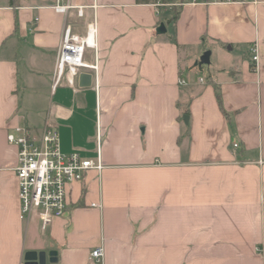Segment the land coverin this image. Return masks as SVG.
I'll list each match as a JSON object with an SVG mask.
<instances>
[{
	"label": "crops",
	"instance_id": "0c3cea01",
	"mask_svg": "<svg viewBox=\"0 0 264 264\" xmlns=\"http://www.w3.org/2000/svg\"><path fill=\"white\" fill-rule=\"evenodd\" d=\"M69 1L81 16L0 0V264H91L99 246L96 264H264V0ZM66 25L96 26L88 86L53 87ZM207 50L228 74L197 75ZM45 123L101 169L67 185L42 229L20 218L6 135Z\"/></svg>",
	"mask_w": 264,
	"mask_h": 264
},
{
	"label": "built area",
	"instance_id": "2783aa9c",
	"mask_svg": "<svg viewBox=\"0 0 264 264\" xmlns=\"http://www.w3.org/2000/svg\"><path fill=\"white\" fill-rule=\"evenodd\" d=\"M198 4L199 0H190ZM54 11L66 13L75 7L77 14H83V6H74L69 0H55ZM97 29L92 25L84 35L72 31L69 25L63 29L56 54L54 86L64 78L69 85L82 70H97ZM88 48L94 49V60L85 57ZM251 62L256 65V46L249 49ZM201 80V79H200ZM184 82V80H180ZM7 141L17 146L14 172L18 180L20 218L29 220L36 215L42 229L64 215L67 207V185L82 180L89 169H101L100 157L96 159L81 156L78 151L63 153L60 138L55 127L45 123L36 129L29 126H15L6 135ZM236 146V144H234ZM101 246L91 250L89 261L96 264L102 261Z\"/></svg>",
	"mask_w": 264,
	"mask_h": 264
},
{
	"label": "rangeland",
	"instance_id": "374dc122",
	"mask_svg": "<svg viewBox=\"0 0 264 264\" xmlns=\"http://www.w3.org/2000/svg\"><path fill=\"white\" fill-rule=\"evenodd\" d=\"M229 72V60H227L225 56L218 54V57L217 55L212 57L211 62L207 64H199L197 75L203 78H208L211 74H228ZM34 116H37V114L35 113Z\"/></svg>",
	"mask_w": 264,
	"mask_h": 264
},
{
	"label": "water",
	"instance_id": "95a60500",
	"mask_svg": "<svg viewBox=\"0 0 264 264\" xmlns=\"http://www.w3.org/2000/svg\"><path fill=\"white\" fill-rule=\"evenodd\" d=\"M158 31L159 32H162L164 31V26L161 24L159 27H158ZM209 55H210V52L207 50L205 52H203V54L201 55L200 59L198 62L196 63H200V64H207L209 63ZM92 80V74L89 73V72H86V71H82L78 74V81H79V85L84 87V86H88L90 84ZM187 116H184V120L186 121V118ZM49 255L51 256V259H53L52 261H55V255H56V252L55 251H51L49 253ZM38 264H44V254L43 253H40L39 254V263Z\"/></svg>",
	"mask_w": 264,
	"mask_h": 264
},
{
	"label": "trees",
	"instance_id": "16d2710c",
	"mask_svg": "<svg viewBox=\"0 0 264 264\" xmlns=\"http://www.w3.org/2000/svg\"><path fill=\"white\" fill-rule=\"evenodd\" d=\"M146 1H148V0H136V2H138V3L146 2ZM215 89H216V87H215ZM216 98H217L219 106L221 107V96H220V93L217 89H216Z\"/></svg>",
	"mask_w": 264,
	"mask_h": 264
}]
</instances>
